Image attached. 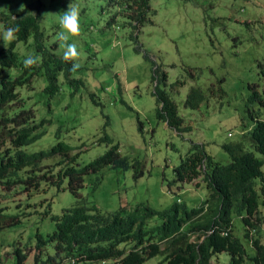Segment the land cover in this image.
Instances as JSON below:
<instances>
[{"label": "trees", "instance_id": "1", "mask_svg": "<svg viewBox=\"0 0 264 264\" xmlns=\"http://www.w3.org/2000/svg\"><path fill=\"white\" fill-rule=\"evenodd\" d=\"M83 1L90 0H33L23 8L0 9V28L19 29L12 43L0 48V188L8 191L0 195L9 200L0 203V232L21 228L26 231L25 236L8 243L9 251L1 248L0 256L7 257H0V264L27 261L30 264H145L157 257L158 264H214L213 258L221 253L228 255L229 264H247L248 260L264 264V242L260 235L264 226V117L255 115L248 126L242 125L239 142L221 146L229 156L227 164L215 161L204 145L191 143L180 163L172 169L173 180L169 183H193L195 188L205 189L200 204L190 209L175 202L162 211L136 205L101 212L94 203L89 205L81 194L88 187L86 176L97 175L110 167L123 172L134 169L136 181L144 174L142 166L122 156L119 144L112 143L106 134L98 140L108 145L106 152L83 166H78V158L85 143L72 147L58 135L57 142L48 150H25L47 134L48 127L54 124L57 105L86 91L85 79L80 77L82 71L79 68L70 71L71 62L62 59V42L50 40L60 26L54 13H46L47 8L57 4L55 12L64 3L67 8L74 2L83 19L89 10ZM150 1L101 0L100 13L114 8L116 12L109 16L106 25L111 27L121 16L125 19L123 27H130L137 40L140 29L151 23ZM82 24L89 27L83 21ZM29 56L36 57L37 62L26 68L24 60ZM258 66L264 79V68L261 63ZM167 79L165 71L154 69L151 81L155 83L156 117L177 132H185L190 127L183 126L176 102L166 91ZM181 85L184 86V81L178 80L173 86ZM249 88V103L257 101L262 106L264 89L260 93L257 83ZM30 90L33 96L29 99L25 92ZM208 90L210 95L191 86L184 107L201 111L208 105L209 97L216 93L220 99L226 96L221 81L216 90ZM89 97L99 102L94 94ZM30 101L34 103L28 105ZM57 118L59 123L75 119H68L65 112ZM198 180L202 182L194 183ZM94 183L97 186L100 181L96 179ZM42 185L70 192L77 203L54 215L49 202L41 216L50 218L53 229L45 234L36 229L28 237L26 227L20 224L22 217L34 211L24 212L23 208L36 209L32 198L43 193ZM24 196L25 200L21 201ZM14 197L18 199L13 201ZM237 217L243 224V237L254 250L252 257L234 235L233 220ZM151 220H158L159 224L149 226Z\"/></svg>", "mask_w": 264, "mask_h": 264}, {"label": "rangeland", "instance_id": "2", "mask_svg": "<svg viewBox=\"0 0 264 264\" xmlns=\"http://www.w3.org/2000/svg\"><path fill=\"white\" fill-rule=\"evenodd\" d=\"M32 1L0 0V9L23 8ZM89 2H81L87 3L89 10L83 19L80 18L89 27H84L80 20L79 36L67 42H77L80 56L76 62L82 71L80 77L87 84L86 91L57 105L54 124L48 127L47 134L25 150H48L57 142L58 135L72 147L85 143L83 150L87 151L78 158V166H83L106 152L108 145L98 142L106 134L112 143L119 144L122 156L142 166L144 174L136 181L134 169L123 172L110 167L97 175L86 176L88 187L81 194L89 205L94 203L101 212L136 205L162 211L175 202L193 208L205 195L203 187L169 185L173 180L172 169L191 143L203 144L206 153L215 161L227 164L230 159L221 146L239 142L240 127L248 126L255 115L264 117V104L249 103V85L257 83L260 93L264 89L258 66L261 63L264 68V0H151V23L140 29L137 40L130 27H123L125 19L121 16L111 27L106 25L109 16L116 12L114 8L100 13L101 0ZM64 6L65 3L55 12L57 4L47 8L46 13H54L60 21L67 11ZM60 31L59 27L55 35L52 34V42L59 41ZM5 46L0 41V48ZM157 67L167 73L166 91L174 98L183 125L191 126L188 133L178 134L156 117L151 77ZM178 80L184 81V86L174 87ZM219 81L226 93L223 99L216 93L208 98V105L201 111L184 107L185 95L191 86L210 95L208 89L216 90ZM25 93L29 99L33 96V90ZM89 94H94L99 102ZM64 112L68 119H75L59 123L57 117ZM96 179L100 181L97 186ZM46 188L42 185L45 191L34 196L36 210L40 213L22 218L20 225L26 227L28 237L36 229L44 234L53 229L50 218L41 216L49 202L54 215L77 203L66 190ZM21 199L24 201L25 196ZM28 211L35 210L31 206ZM155 224L159 221H153L150 226ZM18 230L8 232L7 238L0 243V250L9 251L11 244L8 243L17 233L25 236L24 228ZM233 230L247 255L252 257L254 250L243 237L244 228L238 217L233 220ZM260 235L264 242V226ZM158 260L159 257L145 264H158ZM212 262L229 264V257L221 253ZM247 264L253 263L248 260Z\"/></svg>", "mask_w": 264, "mask_h": 264}, {"label": "clouds", "instance_id": "3", "mask_svg": "<svg viewBox=\"0 0 264 264\" xmlns=\"http://www.w3.org/2000/svg\"><path fill=\"white\" fill-rule=\"evenodd\" d=\"M59 24H60L61 31L58 34V38L62 42L63 47H64V52H63L62 59L65 62H71L72 66H71L70 71H76L80 67L79 63L76 62L79 59L80 53L78 52L77 46H76L75 43H67V42L69 41L70 38L77 37L80 34V9H79V6L76 5L74 2H70L67 5V11L63 12L62 16L60 17ZM18 31H19L18 27L0 28V41H2L4 45L11 44L17 38L16 37V33ZM36 62H37V58L36 57L29 56L28 58H26L24 60V66L26 68L27 67H32ZM154 86H155V83H154ZM153 91H154V88H153ZM164 123H166V125L168 126L166 121ZM188 126L190 127V129L185 131V132H177L173 128H171L169 126L168 127L173 129L178 134H183V133H188V132L191 131V126L190 125H187V126H184V127H188ZM200 145H203V144H200ZM84 151H87V150H83V152ZM119 153H120V151H119ZM183 157H181V158H183ZM181 158H180V160H181ZM179 163H180V161H179ZM263 171H264V167H263ZM197 182L198 181H195L194 183H197ZM185 184H187V183H182V184H178V185L179 186H183ZM187 185H190V187H192L194 189H197V188H195V184H193V183L187 184ZM46 189H48V188H46ZM0 192L6 193L8 191L4 190L3 188H0ZM40 194H38V195H40ZM202 198H201V200H202ZM32 199H33V204L35 206H37L36 202H34V197ZM16 200L17 199H15V197H14L13 201H16ZM201 200H200V202H201ZM21 201H22V199H21ZM8 202H9V200H7L6 196H4V195L1 196L0 195V203H8ZM200 202L198 204H200ZM177 203H179V202H177ZM24 209H26V210L24 211ZM66 209H69V208H66ZM23 211L27 212L28 211L27 207H24ZM28 212H30V211H28ZM153 221H155V220H151L149 222V226H150V223H152ZM11 231L12 230H10V229H6V230L0 232V240H1V242L3 241L2 239L4 237L7 238L8 232H11ZM16 232L17 231H14L13 233H16ZM17 234L18 235L16 237H18V236L22 237V234L20 232L17 233ZM13 238H15V237H13Z\"/></svg>", "mask_w": 264, "mask_h": 264}]
</instances>
